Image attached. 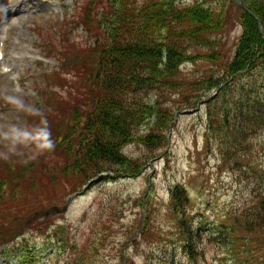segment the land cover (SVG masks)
<instances>
[{
  "label": "rangeland",
  "instance_id": "374dc122",
  "mask_svg": "<svg viewBox=\"0 0 264 264\" xmlns=\"http://www.w3.org/2000/svg\"><path fill=\"white\" fill-rule=\"evenodd\" d=\"M200 1L206 6L209 2ZM234 1L258 16L246 7L244 0ZM87 2L89 0H0V12L7 10L0 14V50L5 54L4 61L0 62V145H3L0 161L3 160V164L11 148L26 147L34 154L41 151L39 147L34 148L36 142L27 146L19 135V131L24 133L33 128L31 125L39 124L37 118L26 125L21 123V107L26 101L41 106L42 98L34 103L29 99L36 98L47 87H56L48 73L56 71L58 60L45 57L65 55L70 46L63 44L64 39L83 48L89 46V39L78 24ZM211 6L219 8L220 3L212 2ZM239 9L235 6L228 10L233 20L229 22L237 21L236 25L228 22L225 33L214 37L216 42L219 40L221 62H190L180 68L187 84L184 95H189L188 88L193 82L201 85L202 95L208 87L205 77L214 75L217 79L225 75V67L235 59L244 31L238 21ZM89 22L87 30L94 31ZM92 53L83 52L82 57H77L80 64L74 71H68L71 74H64L67 70L60 67L61 76L72 86L69 93L68 87L61 88V98H68L71 103L61 106L57 114L50 113L54 127L61 126L74 103L77 102V107L85 106L86 98L93 96L94 90L88 88L95 79L89 66ZM82 69L87 73L81 76ZM4 70L12 72L7 75ZM242 73L236 85L251 84L254 89L252 83H257L252 101L246 102L241 112L245 118L251 114L248 107L255 101L263 105L264 74L257 67L249 74ZM213 93H209V97ZM241 94L243 91L236 92L220 103L224 104L221 119L217 107L211 109L213 115L215 112L212 121L206 106L200 112L186 109L175 123L170 146L166 149L157 143V138L149 146L140 140L131 141L124 148V155L143 167L142 171L130 178L96 180L70 203H67L68 197L74 194L73 187H68L69 182L60 181L61 178L59 183L52 182L43 174L59 160L56 154L20 179L8 170L7 185L0 184V229L7 228L0 231L8 233L7 240L0 242V264H73L80 258L88 264H264V228L250 231L245 230L242 223L236 226L239 214L246 213L241 217L244 223L264 201V115L256 119L261 129L254 134L250 129L258 124L243 122L235 109ZM165 100L166 96L159 102ZM168 100L175 102L177 96L173 93ZM29 108L32 113L38 112L33 106ZM225 115L230 120L235 119L234 132L249 136L243 145L233 144L232 139L239 135L231 130V122H222ZM159 118L160 114L145 120L141 129L135 131L146 138L151 131L149 128L154 127ZM210 122L214 131H209ZM168 132H161L166 134L165 142ZM245 149L251 151V156L241 153ZM224 151L234 155L224 160ZM3 172L5 170L0 173ZM21 184L23 187H19ZM177 187L185 189L189 196L181 212L174 209L171 200ZM65 206L68 208L64 213L54 210L62 211ZM181 216L199 233L195 257L185 251V239L178 227ZM227 229L230 236L221 238L220 234ZM248 235L252 237L248 239Z\"/></svg>",
  "mask_w": 264,
  "mask_h": 264
},
{
  "label": "trees",
  "instance_id": "16d2710c",
  "mask_svg": "<svg viewBox=\"0 0 264 264\" xmlns=\"http://www.w3.org/2000/svg\"><path fill=\"white\" fill-rule=\"evenodd\" d=\"M190 1L95 0L98 6H91L92 3L89 2L84 7L85 14L81 22L87 27V22L90 21L89 24L94 30L91 31L89 28L95 46L92 53L93 69L96 71V81L92 85L93 97L86 98L85 106L77 107V102L74 103L72 112L62 119L61 126L54 127L52 116L46 117L51 129L45 136L43 128L40 131V139L36 141L34 148L41 146L43 149L37 154L29 148L27 151L26 147L11 148L5 155L7 156L4 159L5 163H2L3 160L0 161V172L5 170L3 173H6L4 175L0 173V184L4 187L7 185L8 170L13 171L20 179L36 165L45 164L50 156L55 154L59 160L43 174L52 182L57 180L59 183V178L60 181L66 180L69 182L68 187H73L71 190L73 193L81 191L103 173H113L117 177L136 176L143 167L124 155L126 145L131 141L140 140L149 146L151 141L157 138V143L166 149L168 147L167 140L165 142L166 134L161 132L169 130L175 114L186 109H197L202 99L206 97L209 99V93L215 90L219 91V94L206 105L209 119L212 121L214 118L215 112L214 115L211 112L213 107H217L221 119L224 104L220 103L230 95L243 91L240 101L235 105L242 120L243 107L246 102L252 101L251 95L257 83H252L255 86L253 89L251 84L239 86L235 81L243 71L249 74L256 67L264 74V40L258 24L247 12L239 9L234 0H208L207 6L200 0ZM215 1H219V8L211 6ZM244 4L254 11L264 24V0H244ZM228 6L232 8L229 9ZM235 6L240 10L238 21L244 30L235 59L225 67L224 76L220 75L217 79L214 75L204 78L208 86L206 93L201 95V85L193 82L188 88L191 97L184 95L187 84L183 80L180 68L190 62L207 64L221 62L219 40L216 42L214 37L225 33L226 26L232 23L229 22L232 19L229 18L231 11L228 10H233ZM69 46L65 54L67 60L73 57L74 62L79 65L80 60L77 57H82L84 49ZM235 86H238V89ZM246 88L249 91H246ZM173 93L177 96L175 102L168 100L172 99ZM164 96L167 100L160 103ZM255 102L248 107L251 114L243 117L242 121L258 124V127L250 129L254 134H258L261 126L259 127L260 123H257L256 119L264 115V95L263 105L260 103L259 106L260 104ZM70 103L71 100H62L48 104L58 111L61 106ZM158 114L161 118L154 127L149 128L151 131L147 137L138 135L135 130L141 129L145 120ZM32 118L35 119V116L33 115L31 120ZM44 119L45 117L41 118V121ZM234 120L225 115L222 122H231L229 124L233 131ZM209 131H214L212 122ZM236 133L238 134L234 132ZM248 137L242 133L238 138L232 139L233 144L241 146ZM241 153L251 156L249 149L241 150ZM233 155L232 152L224 151L223 159L227 160ZM57 171L60 174H57ZM19 187H23L22 184ZM65 189L67 190L66 187ZM171 200L174 209L181 212L188 204L189 196L185 189L177 187L172 192ZM259 208L251 212L244 223L241 217L246 213L239 214L236 226L242 223L244 224L242 226H246L245 230L263 229L264 201L260 203ZM232 226L235 227V224ZM178 227L185 239V251L195 257L200 240L197 229L190 227L183 216ZM0 230L7 228L3 227ZM226 235L230 236L229 229L220 234L221 238H226ZM7 236V232L0 231V242L7 240ZM251 237L248 235V239ZM73 264L88 263L80 258Z\"/></svg>",
  "mask_w": 264,
  "mask_h": 264
},
{
  "label": "water",
  "instance_id": "95a60500",
  "mask_svg": "<svg viewBox=\"0 0 264 264\" xmlns=\"http://www.w3.org/2000/svg\"><path fill=\"white\" fill-rule=\"evenodd\" d=\"M238 6L244 10L245 12H248L253 18H255L258 22V28H259V32L261 34V36L264 39V24L261 20V18H259L258 16H256L253 12L248 11L247 9H245V7L243 5H241L240 3H238Z\"/></svg>",
  "mask_w": 264,
  "mask_h": 264
},
{
  "label": "bare ground",
  "instance_id": "6f19581e",
  "mask_svg": "<svg viewBox=\"0 0 264 264\" xmlns=\"http://www.w3.org/2000/svg\"><path fill=\"white\" fill-rule=\"evenodd\" d=\"M2 11V10H1ZM7 11H4V12H2L1 14H4V13H6Z\"/></svg>",
  "mask_w": 264,
  "mask_h": 264
}]
</instances>
